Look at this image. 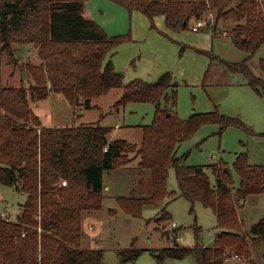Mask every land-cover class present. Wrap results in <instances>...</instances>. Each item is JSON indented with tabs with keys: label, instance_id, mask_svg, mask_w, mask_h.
<instances>
[{
	"label": "trees",
	"instance_id": "1",
	"mask_svg": "<svg viewBox=\"0 0 264 264\" xmlns=\"http://www.w3.org/2000/svg\"><path fill=\"white\" fill-rule=\"evenodd\" d=\"M87 1L0 0V182L26 194L16 219L0 216V264H105L102 248L81 246L82 214L102 206L103 172L128 164L136 156L151 172L150 192L133 199L138 207L165 195L171 199L181 196L192 205L199 201L210 207L217 218L219 231L212 246L176 243L155 252L158 260L165 255L183 258L194 252L196 264H226L231 251L250 261V238L242 230L237 207L248 193L264 192V164H251L246 152L237 153L234 168L238 185L223 163L211 165L216 174L211 184L202 165L185 162L188 152L175 153L180 141L203 123L218 122L224 128L243 126V122L217 110L180 119L174 109L173 86L177 82L168 70L154 80L125 81L107 56L130 35L107 34L90 14ZM116 1L130 10L142 11L151 21L154 15L163 14L169 30L187 29L209 13L217 22L234 12L243 20L230 29V35L246 56L238 62H221L230 72L242 73L246 84L264 95V78L256 76L247 63L264 42V0ZM12 43L38 48L40 63L25 64L28 79H32L28 86L2 84L1 58ZM260 65L264 71L263 58ZM114 87L122 88L116 106L129 101L154 105L152 122L142 125L139 146L124 138L109 139L111 128L99 123L44 127L29 104V98L43 99L55 91L71 105L88 107L92 97ZM170 166L175 168L178 190L169 192L166 179ZM154 218L165 221L170 213L163 208ZM250 230L253 238H264V219ZM138 253L137 248L122 249L120 262ZM262 256L264 259V253Z\"/></svg>",
	"mask_w": 264,
	"mask_h": 264
},
{
	"label": "rangeland",
	"instance_id": "2",
	"mask_svg": "<svg viewBox=\"0 0 264 264\" xmlns=\"http://www.w3.org/2000/svg\"><path fill=\"white\" fill-rule=\"evenodd\" d=\"M87 8L107 34L130 35L129 40L107 56L114 68L123 73L125 81L154 80L168 70L177 82L173 86L176 89L174 109L180 119L217 110L243 122V126L224 128L218 122L201 124L176 148L177 155L188 152L187 164L202 165L214 184L216 174L211 165L223 163L235 186L239 183L234 168L237 153L246 152L251 164H264V95H258L249 85L241 83L245 76L230 72L221 62V59L238 62L246 56L230 35L232 25L242 22L234 12L221 16L217 22L211 18L210 25L199 30H192L191 23L187 29L169 30L163 14L154 15L151 21L142 11L130 10L116 0H88ZM37 51L34 44L12 43L11 50L3 52L1 58L2 84L28 86L32 79H28L25 64L40 63ZM261 58L264 59V42L247 60L251 71L264 78ZM121 92V87H114L92 97L88 107L71 105L62 93L55 91L43 99L29 98V104L44 127L99 123L111 128L109 139L124 138L139 146L142 125L152 122L155 108L149 101H129L116 106ZM139 160L136 156L128 164L103 172V203L99 209L83 212L81 246L102 248L105 264H196L194 252L183 258L165 255L162 261L155 252L169 247L166 229L171 227L172 221L179 228L182 244L198 242L212 246L219 231L214 211L199 201L192 205L184 197L171 199L168 195L138 207L134 197L148 195L151 189V172ZM166 183L169 192L178 190L173 166L168 168ZM122 196L126 199H120ZM25 197L15 186L0 182V211H6L3 217L16 219ZM163 208L170 213V219L156 220L154 217ZM237 212L243 223L242 230L250 238L252 258L250 261L243 255L235 258L229 251L226 264H264V238H253L250 230L254 223L264 219V192L248 193L239 203ZM126 248H137L139 253L120 262V250Z\"/></svg>",
	"mask_w": 264,
	"mask_h": 264
},
{
	"label": "built area",
	"instance_id": "3",
	"mask_svg": "<svg viewBox=\"0 0 264 264\" xmlns=\"http://www.w3.org/2000/svg\"><path fill=\"white\" fill-rule=\"evenodd\" d=\"M208 15H209V17H208ZM208 15H206L204 17L197 18L194 21V23H192L191 29L192 30H198L199 28H201V27H203L205 25H209L208 24V20H209V23H210L211 18H213L214 16H213L212 13H209ZM61 183L64 185V184H66V181L62 180ZM5 212H6L5 210H1L0 211V216H2V217L5 216ZM177 227L178 226H177L176 222L172 221L171 222V227L166 229V237L168 238V241H169L170 245H175L176 243L182 244L181 243L182 235L178 234L179 228H177ZM232 256L235 257V258H239L238 254H236V253H233ZM232 256H230V257H232Z\"/></svg>",
	"mask_w": 264,
	"mask_h": 264
},
{
	"label": "crops",
	"instance_id": "4",
	"mask_svg": "<svg viewBox=\"0 0 264 264\" xmlns=\"http://www.w3.org/2000/svg\"><path fill=\"white\" fill-rule=\"evenodd\" d=\"M243 19H241V21H242ZM238 21H239V19H238ZM237 22H235L233 25H232V27L236 24ZM231 27V28H232ZM241 83H243V84H246V81H243V82H241ZM49 92H51V91H49ZM104 189H105V187H104ZM90 225V224H89ZM88 227H90V226H88Z\"/></svg>",
	"mask_w": 264,
	"mask_h": 264
},
{
	"label": "water",
	"instance_id": "5",
	"mask_svg": "<svg viewBox=\"0 0 264 264\" xmlns=\"http://www.w3.org/2000/svg\"><path fill=\"white\" fill-rule=\"evenodd\" d=\"M48 84L50 85V82H48Z\"/></svg>",
	"mask_w": 264,
	"mask_h": 264
}]
</instances>
